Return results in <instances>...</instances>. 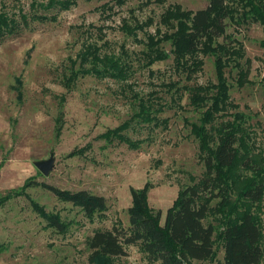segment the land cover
Returning a JSON list of instances; mask_svg holds the SVG:
<instances>
[{
    "label": "rangeland",
    "instance_id": "obj_1",
    "mask_svg": "<svg viewBox=\"0 0 264 264\" xmlns=\"http://www.w3.org/2000/svg\"><path fill=\"white\" fill-rule=\"evenodd\" d=\"M33 1L45 0H0V11L30 12ZM208 1L111 2L113 11L107 17L100 9L105 1L76 0L59 12L55 21H30L18 33L0 39V264H90L86 236L96 229L129 227L131 188L148 183V204L161 212L163 223L178 191L201 178L205 166L189 123L199 119L204 107L192 105L188 88L217 82L214 56L196 53L202 64L187 74L176 68L174 54L148 63L144 51L147 33L176 29V19L163 20V14L176 8L194 11ZM123 22L142 23L143 28L137 29L135 36L128 35L121 29ZM168 22L174 26L169 27ZM91 24L100 26L102 34L93 29L86 32ZM263 39L264 22L236 25L228 20L215 40L242 46L243 56L238 61L246 70L244 84L237 83L238 67L233 64L224 68V76L230 86V101L246 115L252 150L258 158L264 157ZM84 41L96 42L103 54L124 61V75L118 79L78 75L67 85L70 58H75ZM161 45L170 51V42ZM140 100L155 102L151 113L155 119H132L139 112ZM124 121L131 125L123 133L139 142L137 147L118 138L107 142L100 137ZM51 156L53 166L44 175L33 162ZM34 180L62 189H87L104 196L107 209L88 217L78 206L41 186L26 184ZM230 193L235 199L236 194ZM33 203L45 213L58 214L67 230L57 232ZM256 205L264 227V196ZM218 217L219 213L211 212L204 223L220 228ZM215 244L214 260L192 264H222L223 249L220 241ZM125 250L126 254L112 260L150 264L138 244L126 245Z\"/></svg>",
    "mask_w": 264,
    "mask_h": 264
},
{
    "label": "trees",
    "instance_id": "obj_2",
    "mask_svg": "<svg viewBox=\"0 0 264 264\" xmlns=\"http://www.w3.org/2000/svg\"><path fill=\"white\" fill-rule=\"evenodd\" d=\"M97 1H105L100 6L101 13L107 12L105 16L110 17L113 11L110 3L122 5L125 0ZM75 3L76 0L33 1L30 12L23 9L17 13L0 11V39L18 33L30 21H55L59 12ZM162 16L166 21L167 17L176 19L177 27L171 32L162 33L156 29L154 34H146L144 56L148 63L166 59L172 53L176 68L191 74L202 64L200 59L195 58L196 53L214 56L217 82L188 88L192 105L204 107L199 119L189 124L205 171L196 183L178 191L166 209L163 223L161 212L153 211L148 204V183L141 188H131V204L127 209L129 227L96 229L86 236L89 262L118 264L112 257L126 254V245L138 244L150 264L203 263L215 259V242L218 240L223 249L222 264H261L264 258V227L255 208L264 196V164L260 163L264 157L258 158L252 150V131L246 124V115L230 101V86L224 76V68L233 64L238 67L237 83L244 84L246 70L238 61V57L243 56V49L240 43L236 47L230 42L218 43L215 40L226 28L228 20L236 25L264 22V4L262 0H209L203 8L184 12L176 8ZM167 24L174 26V23ZM139 28H143L142 23L131 25L123 22L121 25L128 35L135 36ZM91 29L102 34L100 26L91 24L85 31L90 32ZM166 41L170 42V51L161 45ZM261 45L264 46V39ZM70 61V73L65 76L67 85L78 75L93 74L100 78L118 79L127 70L124 61L114 55L103 54L93 41H84ZM154 106L155 102L140 100L139 112L132 119L135 118V122L152 121L155 119L151 115ZM230 107H234L235 111H231ZM226 116L228 118L224 119ZM130 125L131 121H124L100 137L107 142L118 138L130 142L131 147H137L139 142H133L123 133ZM26 184L41 186L58 199L78 206L91 218L107 209L105 197L87 189H62L36 180ZM230 192L236 194L235 199H231ZM214 199L218 201L212 205ZM33 206L57 232L67 230V225L60 221L58 214L45 213L36 203ZM211 212L219 213L217 221L220 228L212 222L204 223Z\"/></svg>",
    "mask_w": 264,
    "mask_h": 264
},
{
    "label": "water",
    "instance_id": "obj_3",
    "mask_svg": "<svg viewBox=\"0 0 264 264\" xmlns=\"http://www.w3.org/2000/svg\"><path fill=\"white\" fill-rule=\"evenodd\" d=\"M54 158L53 156L49 157L48 159H39L35 160L33 163L34 165L43 173L47 175L53 166ZM184 264H187L184 262Z\"/></svg>",
    "mask_w": 264,
    "mask_h": 264
}]
</instances>
